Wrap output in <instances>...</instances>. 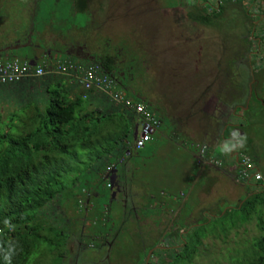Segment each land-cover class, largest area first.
<instances>
[{
    "label": "rangeland",
    "instance_id": "obj_1",
    "mask_svg": "<svg viewBox=\"0 0 264 264\" xmlns=\"http://www.w3.org/2000/svg\"><path fill=\"white\" fill-rule=\"evenodd\" d=\"M79 6L81 0H0L1 56L48 65L62 58L98 64L109 56L115 82L124 80L176 138L154 131L144 148L116 164L98 172L87 161L79 166L82 173L48 210V219L58 220L53 227L68 235L65 264H244L253 239L264 235V189L236 179L233 167L221 174L202 169L189 144L216 145L212 156L221 166L231 165L235 149L255 163L264 184V0ZM198 17L205 22H194ZM251 71L256 84L247 105L233 110L250 84L240 75ZM57 76L77 91L70 78ZM46 79L27 90L40 96ZM19 103L0 94V133ZM53 254L35 262L50 264Z\"/></svg>",
    "mask_w": 264,
    "mask_h": 264
},
{
    "label": "trees",
    "instance_id": "obj_2",
    "mask_svg": "<svg viewBox=\"0 0 264 264\" xmlns=\"http://www.w3.org/2000/svg\"><path fill=\"white\" fill-rule=\"evenodd\" d=\"M87 1L81 0L80 11L85 9ZM193 21L205 22L200 17ZM0 58L26 62L23 58L18 61L2 57L1 53ZM94 61L98 62V73L110 81L111 92L119 93L120 99L141 101L160 119L158 128L163 125L169 127L167 120L161 118L151 105L134 94L130 95L124 88V80L119 84L115 82L111 76L114 63L109 56H99ZM57 62L76 65L66 58L54 60L53 65ZM34 64L48 65L47 61L41 60ZM250 74L240 75L243 85L245 81L250 84L246 91H240L239 96L244 100L240 105L235 104L233 110L247 105V97L256 84L253 72ZM57 75L0 85V94L5 92L14 97L17 104L20 102L19 108L7 117L8 122L0 133V264H37L35 261L48 257L49 253L56 255L50 264H65L64 247L68 235L64 236L53 227L55 225L50 221L56 218L48 219L49 206L63 193L66 183L69 180L74 182L82 173L81 164L87 161L90 171L98 172L100 168L116 164L117 158L123 156L132 142L135 116L121 103L113 101L97 88L83 89L77 81L63 75L75 82L78 88L71 93L66 84L69 81ZM43 78H47V82L43 84L40 96L33 89L27 90L30 85L40 88V83H35V80L39 82ZM32 97L35 102L27 101ZM218 126L217 140L223 137L226 121ZM12 128L16 131L11 132ZM235 144L238 141L235 140ZM212 152L208 149L206 158H213ZM234 152L235 149L231 148V164L235 163ZM249 184H257L264 189L262 176L259 181L245 185ZM241 207L234 210H241ZM258 226L260 228L262 222L259 221ZM252 248L244 264H264V235L253 239Z\"/></svg>",
    "mask_w": 264,
    "mask_h": 264
},
{
    "label": "built area",
    "instance_id": "obj_3",
    "mask_svg": "<svg viewBox=\"0 0 264 264\" xmlns=\"http://www.w3.org/2000/svg\"><path fill=\"white\" fill-rule=\"evenodd\" d=\"M47 65V67L39 66L29 62L19 63L12 59L0 58V85L19 83L23 80L31 78H40L44 75L58 74L69 76L77 81L83 89L90 87L97 88L106 93L113 101L121 103V105L132 115H134V128L132 142L123 152V156H130L132 152L139 151L144 144L150 139V136L156 131L161 124L160 119L156 117L141 101L135 102L129 98L120 99L119 93L111 92L110 81L98 73V66L91 64L88 66L72 63L57 62L56 65ZM194 149V156L197 164L202 161L213 166H220L222 161L217 158H206L208 147L204 144H189ZM123 158H120L122 160ZM204 163V162H203ZM234 175L236 179L242 183L257 182L261 179L259 171L251 160L243 155L236 154L235 163L233 164Z\"/></svg>",
    "mask_w": 264,
    "mask_h": 264
},
{
    "label": "crops",
    "instance_id": "obj_4",
    "mask_svg": "<svg viewBox=\"0 0 264 264\" xmlns=\"http://www.w3.org/2000/svg\"><path fill=\"white\" fill-rule=\"evenodd\" d=\"M168 122V121H167ZM168 124V126L169 127H165V128H162V127H160V128H158V130H157V134L159 135V136H162L164 139L165 138H169V139H174V138H176V137H174L173 136V131L171 130L172 129V127H171V125L169 124V123H167ZM171 127V128H170ZM162 129L166 132L165 134H163V132H162ZM170 132V133H169ZM172 132V133H171ZM132 133H133V131H132ZM216 146V145H215ZM214 146V147H215ZM214 147H212L211 149L214 151ZM144 148V147H143ZM235 153V152H234ZM212 154V153H211ZM210 154V155H211ZM212 156V155H211ZM193 158L195 159V156L193 155ZM214 159L216 158V157H213ZM207 159H210V158H207ZM195 162H196V159H195ZM204 162V163H203ZM197 164V163H196ZM198 165V164H197ZM201 168L202 169H205V168H208V169H210V170H215L214 172H216V173H219V174H221V173H223V172H227V173H229V171H228V169H229V167H233V164H229L228 166H224V165H220V166H213V165H209V164H207V162H205V161H202V164H201ZM184 199H185V197H184Z\"/></svg>",
    "mask_w": 264,
    "mask_h": 264
},
{
    "label": "clouds",
    "instance_id": "obj_5",
    "mask_svg": "<svg viewBox=\"0 0 264 264\" xmlns=\"http://www.w3.org/2000/svg\"><path fill=\"white\" fill-rule=\"evenodd\" d=\"M231 152V149H230V151H229V153ZM229 153H228V155H229ZM236 154L237 153H233V155H234V158L236 157ZM244 155V154H243ZM246 156V155H245ZM221 165V164H220ZM256 167V166H255ZM257 169V168H256ZM258 170V169H257Z\"/></svg>",
    "mask_w": 264,
    "mask_h": 264
},
{
    "label": "water",
    "instance_id": "obj_6",
    "mask_svg": "<svg viewBox=\"0 0 264 264\" xmlns=\"http://www.w3.org/2000/svg\"><path fill=\"white\" fill-rule=\"evenodd\" d=\"M147 258H148V256H147Z\"/></svg>",
    "mask_w": 264,
    "mask_h": 264
}]
</instances>
